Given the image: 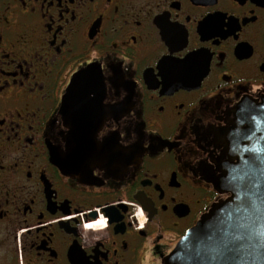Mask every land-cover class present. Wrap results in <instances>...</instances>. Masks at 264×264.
<instances>
[{
  "label": "flooded vegetation",
  "instance_id": "1",
  "mask_svg": "<svg viewBox=\"0 0 264 264\" xmlns=\"http://www.w3.org/2000/svg\"><path fill=\"white\" fill-rule=\"evenodd\" d=\"M263 103L264 0H0V264H164Z\"/></svg>",
  "mask_w": 264,
  "mask_h": 264
},
{
  "label": "snow or ice",
  "instance_id": "2",
  "mask_svg": "<svg viewBox=\"0 0 264 264\" xmlns=\"http://www.w3.org/2000/svg\"><path fill=\"white\" fill-rule=\"evenodd\" d=\"M172 70L160 67L158 75L165 76ZM89 72L86 68L79 75L86 79ZM244 139H254V133ZM242 151L256 152L257 145L245 146ZM245 164L247 170L232 178L236 183L229 196L223 200L218 197L215 210H209L208 216L192 227L189 248L196 260L206 259L212 264H247L264 257V157L245 160ZM104 222L103 219L98 221L101 225Z\"/></svg>",
  "mask_w": 264,
  "mask_h": 264
},
{
  "label": "water",
  "instance_id": "3",
  "mask_svg": "<svg viewBox=\"0 0 264 264\" xmlns=\"http://www.w3.org/2000/svg\"><path fill=\"white\" fill-rule=\"evenodd\" d=\"M86 80L87 78L85 79L79 74L73 78L66 94L62 98L61 104L63 109H67L69 94H72V86H74L77 82L85 83ZM247 112L248 116L245 121L247 125H250V129L236 131L231 137L229 136L231 132L223 135L225 140L224 155L226 159L228 158V160H225L226 163L220 162L218 164L217 168L219 175L210 179V182L219 193L229 195L230 191L234 190L236 182L232 178L239 172L247 170L248 165L245 164V160L254 161L257 156L264 157V103L260 105L258 110H251V112ZM253 133L254 139H244L245 136L252 135ZM237 142L239 146H237ZM252 144L257 145L258 151H242L245 146H251ZM256 164L259 165V161H256ZM216 203H214L209 210H215ZM209 210L201 216L198 222L201 221L202 217L208 216ZM191 235L192 228L180 238L174 249L166 256L164 264H212L211 261L206 259H195L193 252L189 248ZM247 264H264V257H257L254 260L248 261Z\"/></svg>",
  "mask_w": 264,
  "mask_h": 264
},
{
  "label": "rangeland",
  "instance_id": "4",
  "mask_svg": "<svg viewBox=\"0 0 264 264\" xmlns=\"http://www.w3.org/2000/svg\"><path fill=\"white\" fill-rule=\"evenodd\" d=\"M91 225V227H89V225L86 227V229H90V230H96V228L98 227V226H101L102 227V225L101 224H99L98 225V222H94V223H91L90 224ZM98 229V228H97Z\"/></svg>",
  "mask_w": 264,
  "mask_h": 264
}]
</instances>
